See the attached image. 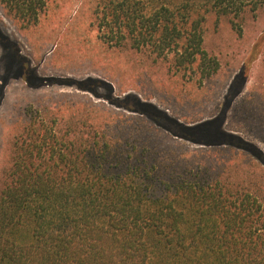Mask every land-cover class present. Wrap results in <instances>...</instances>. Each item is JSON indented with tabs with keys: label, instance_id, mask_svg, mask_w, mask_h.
Instances as JSON below:
<instances>
[{
	"label": "trees",
	"instance_id": "obj_1",
	"mask_svg": "<svg viewBox=\"0 0 264 264\" xmlns=\"http://www.w3.org/2000/svg\"><path fill=\"white\" fill-rule=\"evenodd\" d=\"M47 2L0 0L24 25L34 24ZM154 2L98 0L95 23L109 45L127 42L182 71L212 64L202 48L208 13L234 21L264 6V0ZM167 120L184 137L201 134ZM128 155L115 156L102 139L69 140L60 129L33 126L0 190V264H264L262 207L239 184L190 170L164 177L152 158Z\"/></svg>",
	"mask_w": 264,
	"mask_h": 264
},
{
	"label": "rangeland",
	"instance_id": "obj_2",
	"mask_svg": "<svg viewBox=\"0 0 264 264\" xmlns=\"http://www.w3.org/2000/svg\"><path fill=\"white\" fill-rule=\"evenodd\" d=\"M97 1L48 0L30 25L0 4V190L16 148L44 126L152 158L164 177L190 170L239 184L264 214V6L234 21L208 13L202 48L212 64L182 71L127 42L109 45ZM167 119L201 134L184 137Z\"/></svg>",
	"mask_w": 264,
	"mask_h": 264
}]
</instances>
